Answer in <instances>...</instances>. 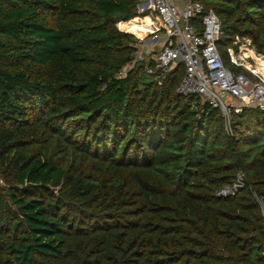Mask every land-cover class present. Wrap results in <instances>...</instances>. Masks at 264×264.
Masks as SVG:
<instances>
[{"label":"trees","instance_id":"1","mask_svg":"<svg viewBox=\"0 0 264 264\" xmlns=\"http://www.w3.org/2000/svg\"><path fill=\"white\" fill-rule=\"evenodd\" d=\"M196 1L264 58V0ZM139 4L0 0V264H264V112L125 71Z\"/></svg>","mask_w":264,"mask_h":264},{"label":"built area","instance_id":"2","mask_svg":"<svg viewBox=\"0 0 264 264\" xmlns=\"http://www.w3.org/2000/svg\"><path fill=\"white\" fill-rule=\"evenodd\" d=\"M139 1L141 7L148 5L155 16L154 28L151 26L148 33L156 36L160 50L141 54V41L137 38L136 59L125 71L135 68L140 59L150 56L154 64L147 67L146 73L162 85L172 69L183 64L186 72L178 87L179 94L200 96L204 102L218 108L228 123L233 113L247 108L264 112V75L248 58L237 56L234 47L227 49L232 68H244L248 74L226 66L217 46L222 24L213 11L207 12L196 0ZM242 40L252 45L250 40L240 37H236L234 45ZM243 187L244 175L239 173L236 183L217 195H234ZM262 213L264 215V209Z\"/></svg>","mask_w":264,"mask_h":264},{"label":"rangeland","instance_id":"3","mask_svg":"<svg viewBox=\"0 0 264 264\" xmlns=\"http://www.w3.org/2000/svg\"><path fill=\"white\" fill-rule=\"evenodd\" d=\"M140 5L141 4H139V6H138V12H141V14L138 13V17L139 18L149 17L152 21H154L155 16H154L153 12H151V10L149 9L148 5H143L142 7ZM151 28H150V30H151ZM121 31H123V30H121ZM123 32H126V31H123ZM126 33H130V32H126ZM130 34L134 35L133 33H130ZM135 36H136V38H138V40L141 41V43H139V51L141 52V54H142V52H147V53L152 52L153 53L154 51L160 50V45L156 41L155 35H149V33H148V34H145L143 36H139V35L137 36L135 34ZM236 46L238 48L235 50L237 56H241L242 58H248V60L251 63H253L255 66L259 65V64H257L258 59L261 60V62H264L263 61L264 59H260L261 57L255 52L252 45L247 44L245 41L242 40ZM246 50H248V51L251 50L255 54V57L254 56H247V54H245L247 52ZM256 61H257V63H256ZM261 62H260V65L262 64ZM239 69L241 72H245L248 74V72L244 68H239Z\"/></svg>","mask_w":264,"mask_h":264},{"label":"bare ground","instance_id":"4","mask_svg":"<svg viewBox=\"0 0 264 264\" xmlns=\"http://www.w3.org/2000/svg\"><path fill=\"white\" fill-rule=\"evenodd\" d=\"M153 24V21L147 17V18H135L132 21H130L129 23L122 25L121 29L126 31V32H130L133 34H136L137 36H143L145 34H148L151 26ZM120 29V28H119ZM247 52L245 54H247V56H254L255 54L251 51V50H246ZM242 58V57H241ZM245 59V58H243ZM240 59V60H243ZM263 59V58H260ZM261 60L258 59V66H257V70L259 72H261L264 75V62H261L262 64L260 65ZM264 61V60H263Z\"/></svg>","mask_w":264,"mask_h":264},{"label":"crops","instance_id":"5","mask_svg":"<svg viewBox=\"0 0 264 264\" xmlns=\"http://www.w3.org/2000/svg\"><path fill=\"white\" fill-rule=\"evenodd\" d=\"M124 31V30H123ZM264 59V58H263Z\"/></svg>","mask_w":264,"mask_h":264}]
</instances>
